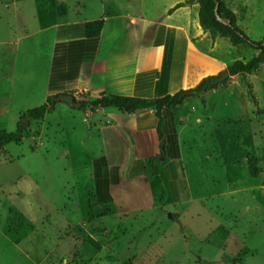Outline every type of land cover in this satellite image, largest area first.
I'll list each match as a JSON object with an SVG mask.
<instances>
[{"label":"crops","instance_id":"crops-1","mask_svg":"<svg viewBox=\"0 0 264 264\" xmlns=\"http://www.w3.org/2000/svg\"><path fill=\"white\" fill-rule=\"evenodd\" d=\"M27 1L3 2L12 14L21 13V23L10 21L7 36L0 38V129L13 131L10 126L16 129L18 124L27 128L22 142L27 140L30 147L48 129L57 134L56 145L63 151L54 159L73 169L72 183L66 185H78L86 175L88 193L100 209L125 215L165 206L169 199H163L162 188L181 202L189 174L180 144L186 132L204 131L206 113L188 109L182 115L181 105L159 115L153 108L91 110L55 100L39 122L22 114L59 94L83 100L101 93L142 98L173 94L222 73L236 60L248 61L257 51L224 36L212 38L199 24L196 2L175 8L184 0H109L114 9L109 6L89 19L82 10L76 20L53 11L52 3L59 0H42L45 9L27 22L21 7ZM75 1L83 9L87 4ZM236 1L242 16L225 4L250 37L256 3ZM95 19L103 22L100 34L88 38L84 23ZM152 157H157V174L148 166Z\"/></svg>","mask_w":264,"mask_h":264},{"label":"rangeland","instance_id":"rangeland-1","mask_svg":"<svg viewBox=\"0 0 264 264\" xmlns=\"http://www.w3.org/2000/svg\"><path fill=\"white\" fill-rule=\"evenodd\" d=\"M4 1L14 0H0V38L7 36L10 21L21 23V13L12 14ZM224 1L243 15L240 1ZM253 1L250 38L261 41L264 0ZM86 2L83 9L80 1L59 0L52 8L76 20L82 10L89 19L114 9L109 0ZM21 7L28 22L46 3L29 0ZM245 78L258 107L241 75L216 82L213 94L183 100L180 114L196 109L208 122L202 133L190 130L181 141L189 174L187 184L179 183L186 192L181 202L165 193V206L116 215L94 204L86 175L78 185H66L73 169L54 159L63 149L51 130L32 147L27 140L5 145L0 151V264H264V64Z\"/></svg>","mask_w":264,"mask_h":264},{"label":"trees","instance_id":"trees-1","mask_svg":"<svg viewBox=\"0 0 264 264\" xmlns=\"http://www.w3.org/2000/svg\"><path fill=\"white\" fill-rule=\"evenodd\" d=\"M196 2L199 6L198 20L202 29L210 34L212 38L216 36L227 37L230 42L234 45L246 44L248 47L257 51L248 61L236 60L230 63L226 70L229 76L241 75L244 78V82L248 90V95L251 97L253 104L258 107L257 98L251 92V84L246 80L245 75L255 72L261 64H264V40L257 41L250 38L238 25L237 17L235 12L226 6L223 0H184L183 2L177 3L174 7L178 8L181 6L189 5ZM218 6L217 15L223 19V21L217 18L215 14V6ZM228 20V23L225 21ZM102 20L95 19L84 23V33L86 37H96L100 34L102 28ZM221 75L208 76L203 78L195 87L179 90L173 94H166L164 96L155 98H142L134 96H124L117 94H105L101 93L99 96L88 99L80 100V108H86L93 110L97 107H113L125 112H134L138 109L153 108L156 115H159L162 109L172 110L182 104L186 97L201 95L208 89L216 88L218 83L214 81ZM224 83V82H222ZM75 100V99H74ZM51 97L47 101L37 107L26 110L21 118L30 117L33 120H42L45 114L50 110ZM27 129L19 125L14 131H7L0 129V151L4 149L5 145L9 143H20L26 135ZM160 138H162L160 134ZM161 154L163 151L161 149ZM157 157H152L148 160V166L152 171L157 174L156 166ZM252 175H256L257 170L250 168ZM162 193L165 195V189L162 188ZM161 203L164 200L160 201Z\"/></svg>","mask_w":264,"mask_h":264},{"label":"water","instance_id":"water-1","mask_svg":"<svg viewBox=\"0 0 264 264\" xmlns=\"http://www.w3.org/2000/svg\"><path fill=\"white\" fill-rule=\"evenodd\" d=\"M217 9L218 6L216 4L215 6V14L217 15ZM217 18L221 21H223V19L221 17H219L217 15ZM226 23H228V20L225 21ZM228 76V71L224 70L221 75L214 81V83L222 81L224 78H226ZM55 100H59V101H63L66 102L67 104H69L71 107H80V103L76 100H74L73 96L71 94H59L57 96H52L51 97V104H53V102ZM30 117H26V119H29Z\"/></svg>","mask_w":264,"mask_h":264}]
</instances>
